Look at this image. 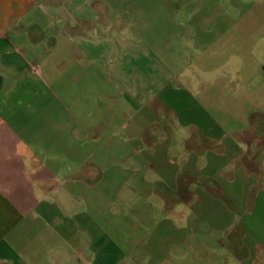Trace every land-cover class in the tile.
<instances>
[{
	"label": "crops",
	"instance_id": "obj_1",
	"mask_svg": "<svg viewBox=\"0 0 264 264\" xmlns=\"http://www.w3.org/2000/svg\"><path fill=\"white\" fill-rule=\"evenodd\" d=\"M197 2L0 0V264H264V0Z\"/></svg>",
	"mask_w": 264,
	"mask_h": 264
},
{
	"label": "rangeland",
	"instance_id": "obj_2",
	"mask_svg": "<svg viewBox=\"0 0 264 264\" xmlns=\"http://www.w3.org/2000/svg\"><path fill=\"white\" fill-rule=\"evenodd\" d=\"M226 0H198L196 4V14L198 18H205L206 16H211V15H220L221 10L223 12L225 11V7L217 6L221 5L224 3ZM192 5L188 6L186 10L183 11V15H188L190 11H192ZM256 9H258V12L260 15H264V8L262 5L258 6ZM262 20V19H261ZM258 22L259 26L261 25L264 26V24ZM200 25V24H199ZM204 25V24H203ZM251 27V25H250ZM261 31H264V27H262ZM121 136H118V139H120ZM130 153L128 152H117L115 156V161H118V164L125 161L127 157V154ZM136 153V152H135ZM134 153V154H135ZM110 152H102L101 155V164L102 167L96 168L95 169V178L100 179V184L98 185L100 187V190H105L106 192H111L110 194L113 195L116 190H119L123 188L124 183L122 182L126 173L124 172L123 168L120 166H115L114 165V155L111 154V161L110 159ZM112 172V173H111ZM128 174V172H127ZM100 176V177H99ZM116 177L118 179L117 183L114 182H109L108 180L110 178ZM98 184V182H97ZM113 204L108 205V199L102 198L100 201V213L97 214L98 221L102 224L101 226H104L107 228H103V230H106L109 235L112 236V238H115L118 244L122 245V250L125 239L127 237V231H130V239H138L139 236H143L144 233L146 234L147 231L143 230L140 227H137L134 223V228H133V222L132 219L134 220L135 214L133 211H131L129 206L126 208V203L123 200H115L112 201ZM134 208V207H133ZM253 216H240V215H233V214H228L225 218V221H229V223H232L234 225L240 223V222H251ZM205 221V220H204ZM201 222L199 229V233H208L207 230H204L208 224ZM99 223V225H100ZM211 233L216 234L218 237H221L220 231H215L211 230ZM224 233V232H223ZM126 236V237H125Z\"/></svg>",
	"mask_w": 264,
	"mask_h": 264
}]
</instances>
